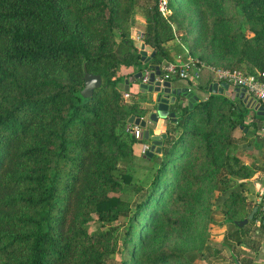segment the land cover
<instances>
[{
	"label": "trees",
	"instance_id": "trees-1",
	"mask_svg": "<svg viewBox=\"0 0 264 264\" xmlns=\"http://www.w3.org/2000/svg\"><path fill=\"white\" fill-rule=\"evenodd\" d=\"M145 1L147 63L132 38L139 0H0V264H196L217 205L235 224L256 206L244 194L254 171L232 154L252 110L219 94L192 108L179 98L161 153L142 157L157 168L134 184V145L148 141L128 120L149 110L125 101L124 83L172 61L170 23L200 91L221 83L216 70L264 74V0H167L168 20L161 0ZM86 73L103 80L91 97ZM125 187L140 194L134 210L115 195Z\"/></svg>",
	"mask_w": 264,
	"mask_h": 264
},
{
	"label": "crops",
	"instance_id": "crops-1",
	"mask_svg": "<svg viewBox=\"0 0 264 264\" xmlns=\"http://www.w3.org/2000/svg\"><path fill=\"white\" fill-rule=\"evenodd\" d=\"M136 24L139 29L143 28L141 24L147 27L145 16L139 17L137 15ZM135 31L138 32L137 29ZM167 48L171 53L173 62L185 64L189 60L187 56H181L184 58L180 60L181 57L175 55L169 49V46ZM172 84L173 88H189L191 92H194L199 97V100H205L209 96V92L204 93L197 88L194 78L174 80ZM140 85L137 81L130 86V99L142 102V106L145 108H152L154 104L152 102L153 94L142 93ZM185 101L187 104V100ZM235 102L240 108L245 106L239 99L235 100ZM154 111H151L148 116ZM244 125V127H239L236 130L237 150L234 155L241 158L254 171L253 177L248 180L249 185L244 194L249 200L256 202V206L258 205L259 208L263 204L262 209L264 211V121L255 117L252 110L245 118ZM151 126L155 127V129L157 127L156 124ZM150 145V142L147 144H135L134 153L136 158L143 157L146 146ZM221 202L222 198H219L218 204H221ZM224 210V205H217L215 207L209 225V242L212 247L206 253L207 259L197 261L196 264H264V219H257L251 224L249 222L246 225L247 228L241 230L242 228H239L235 223L227 219ZM215 251L218 253L215 254Z\"/></svg>",
	"mask_w": 264,
	"mask_h": 264
},
{
	"label": "water",
	"instance_id": "water-1",
	"mask_svg": "<svg viewBox=\"0 0 264 264\" xmlns=\"http://www.w3.org/2000/svg\"><path fill=\"white\" fill-rule=\"evenodd\" d=\"M135 46L140 50L142 55V62H149L154 56L150 46H147L141 42H136ZM161 75L160 67H156L155 71L150 74L149 83L141 84V92L153 94V106L155 111L149 116V119L139 118L131 116L128 120L129 125L140 126L142 134L139 140H145L151 143L150 149L145 152V157L153 158L155 155L161 153L162 144L167 139L166 124L170 119L174 123L177 122L176 113L171 112V107L176 105L179 98H184L192 108L194 103L199 100V97L191 92L189 88H173L171 82H165L161 84L156 82V76ZM143 77V72L139 71L135 75L130 76L124 83V91L129 92L130 86L135 82H140ZM85 89L83 95L85 97H91L95 90L99 89L103 80L100 75H92L86 73L85 75ZM209 94L224 95L232 101L237 99L241 100L247 109L255 111L258 116L264 117V106L256 99L247 94L246 89L233 86L227 82L214 83L208 89ZM151 124H156L157 128H152ZM259 210V206H255L248 218L236 222L239 228L245 227L250 221H252Z\"/></svg>",
	"mask_w": 264,
	"mask_h": 264
},
{
	"label": "rangeland",
	"instance_id": "rangeland-1",
	"mask_svg": "<svg viewBox=\"0 0 264 264\" xmlns=\"http://www.w3.org/2000/svg\"><path fill=\"white\" fill-rule=\"evenodd\" d=\"M145 2H146L145 0H139L140 4L137 7V13H138L139 17H144L145 14H146V4H145ZM169 16L170 15H168V18H165V17L164 18L166 20H168ZM170 25H171L172 32H173V35H174V39L168 41L167 47L169 46L170 47L169 49L171 51H173V53L175 55L179 56V57H181V56H184V57L187 56L188 57L189 46L183 39L184 32H179L178 27L175 24L170 23ZM141 27H143V28L139 29L137 24H135V26L132 28V36H133L132 38H133V40L135 42H141V43L145 44L144 41H143V36H144V33L146 32V28L147 27L144 24H141ZM135 29H137L138 32H136ZM139 32H142V33H139ZM184 57H181L180 60H183ZM190 62H191V60H190ZM131 72H134V70L133 69H130V70L122 69L121 70V73H128L129 74ZM188 74L190 75L189 79H192V78L195 79V76L193 75L192 72H190V69H189ZM133 101H134V99H130L128 101V104L132 105ZM151 101H152V99H151ZM187 104H186V101H184V105H187ZM155 109H156V107L155 108L148 107L149 112H148V114L146 115L145 118L149 119V116H148L149 113L151 111L155 110ZM151 125H154V124H151ZM169 125H170V119L167 121V124L165 126L166 130L169 127ZM152 128L155 129V127H153V126H152ZM235 135H236V131H235ZM235 139H236V137H235ZM232 154H236L235 151H232ZM155 156L153 158H155ZM132 168L133 169H131V173L134 176V184L135 183H142V184L147 185L149 183L150 179H151L152 174H153L152 170L156 169L157 166L153 165L152 163H150L149 161H147V160H145L144 158L141 157V158H137V162H136L135 166L132 167ZM115 195L121 197L125 201L132 202L133 210L135 209L136 204L138 203L139 198H140V194L135 189H132L131 187H125L124 191H122L120 193H117ZM124 225L125 224L121 223V222H113V223H111L109 225H106V224L102 225L99 222H94V223H92V231H96V230H99V229H102V230L110 229V230H117V232L119 234H121L124 231ZM119 260H120V256L119 255L118 256H114L113 260L112 261H108L107 264H117V262Z\"/></svg>",
	"mask_w": 264,
	"mask_h": 264
},
{
	"label": "built area",
	"instance_id": "built-area-1",
	"mask_svg": "<svg viewBox=\"0 0 264 264\" xmlns=\"http://www.w3.org/2000/svg\"><path fill=\"white\" fill-rule=\"evenodd\" d=\"M160 12L163 17L168 18V15L171 14V11L168 9L167 0H161L160 2ZM189 65L179 64L173 61H164L160 66L161 75L156 76L155 81L160 82L161 84L165 82H171L174 80H188L190 75ZM155 70H144L143 77L140 81V84H148L149 77L152 72ZM216 79L220 82H227L233 86L246 89L247 94L256 99L264 106V80L261 78L264 77V74L258 75H245L241 70H216ZM261 77V78H260ZM219 83V82H218ZM130 93L125 92L124 99L128 103L130 100ZM128 133L133 134L136 139H140L142 134V129L140 126L128 125ZM150 149V146H146V151ZM145 151V152H146Z\"/></svg>",
	"mask_w": 264,
	"mask_h": 264
},
{
	"label": "clouds",
	"instance_id": "clouds-1",
	"mask_svg": "<svg viewBox=\"0 0 264 264\" xmlns=\"http://www.w3.org/2000/svg\"><path fill=\"white\" fill-rule=\"evenodd\" d=\"M155 70V69H154ZM140 83V82H139ZM127 93H129V92H127ZM151 146V145H150Z\"/></svg>",
	"mask_w": 264,
	"mask_h": 264
}]
</instances>
